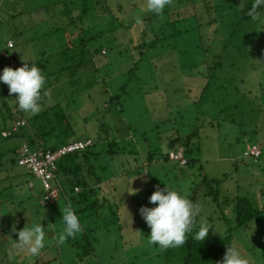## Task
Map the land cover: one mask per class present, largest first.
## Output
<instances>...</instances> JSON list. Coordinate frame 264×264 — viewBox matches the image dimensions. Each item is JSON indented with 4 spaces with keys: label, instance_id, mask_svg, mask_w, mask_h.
I'll use <instances>...</instances> for the list:
<instances>
[{
    "label": "rangeland",
    "instance_id": "1",
    "mask_svg": "<svg viewBox=\"0 0 264 264\" xmlns=\"http://www.w3.org/2000/svg\"><path fill=\"white\" fill-rule=\"evenodd\" d=\"M65 1L73 13L61 14V6L54 4L57 0H0L3 69L9 67V52L16 54L20 63L40 68L45 77L41 110L67 105L74 132L66 136H89L100 147L98 138L103 133L113 139L117 132L126 135L132 127L130 136L135 134L144 143V150L165 151L173 131L181 130L184 137L198 133L195 143L199 148L191 156L200 157V161L194 168L174 162L165 168L154 161V171L146 180L149 184L142 180L141 186L129 175L120 174L121 170L130 171L122 166L129 158L101 156L110 160L112 171L119 173L115 182L122 186L117 187V206L112 202L107 212L92 220L82 216L77 235L89 231L88 226L94 228L90 237L98 254L86 258L79 250L86 248L85 238L80 247L72 238L65 244L57 243L62 216L48 217L52 212L57 215L56 205H41V181L18 163V150L25 139H4L0 134V262L184 264L173 253L166 261L161 253L164 250L148 243L151 230L140 209L155 207L149 197L158 187L169 185L181 191L200 209L199 223L215 225L222 232L236 225L235 213L223 202L213 203L212 197L192 200L195 184L203 180L201 173L208 180L221 181V199L248 196L259 207L264 206V9L257 14L258 19L243 21L240 13L229 10L227 0H170L167 6L171 12L178 9L175 15H180L179 19L174 22L173 13L170 27L163 31L165 36L151 46L161 26H155L153 37L152 27L144 21L152 14L147 11L146 0H95L96 5L82 20L77 13L84 2L92 6L90 0ZM70 1H74L73 6ZM104 6L109 9L101 14ZM123 25L124 31L114 32ZM142 30L147 35L141 36ZM81 39L87 43L86 53L80 56L86 63L78 69L73 67L76 62L66 63L62 58L80 53L81 48L68 47L79 45ZM142 39L146 42L143 52L132 43ZM9 40L15 48H9ZM63 65L69 68L59 72ZM122 86L126 93L121 101L109 104ZM3 105L0 99V128L6 112ZM253 144L263 153L258 162L246 155ZM31 182L35 183L33 188ZM205 189H199L200 196ZM60 202H65L63 197ZM210 211L213 218H208ZM40 221L46 232L45 247L33 256L16 247L17 232ZM234 234L236 247L249 264H264V212Z\"/></svg>",
    "mask_w": 264,
    "mask_h": 264
},
{
    "label": "trees",
    "instance_id": "2",
    "mask_svg": "<svg viewBox=\"0 0 264 264\" xmlns=\"http://www.w3.org/2000/svg\"><path fill=\"white\" fill-rule=\"evenodd\" d=\"M57 1L58 2L54 4L61 6V14L68 15L70 12L73 13L72 9L69 8L68 2L66 3L65 0ZM94 1L95 0H90V4L92 6H89L86 2L82 3V6L77 13L78 19L80 18L82 20L84 19V16L89 14L91 10L90 7L94 8V6L96 5L95 2H97L98 0H96L95 2ZM70 2L71 6H73L72 2L74 1ZM227 2L228 7L230 8L229 10H234L235 12L240 13L241 20L244 21L252 19V17H250L247 13L251 9L254 0H227ZM208 5L213 8V6H211V3H209ZM242 5L243 7H241ZM46 8L48 9V5ZM96 8L98 9V4ZM106 8L108 7L104 6V10L100 9L99 12L106 11ZM262 9H264V7L258 9L257 14ZM171 11V6H166L161 15L152 13L149 18H146L144 20L146 25H149L148 27H152L153 37L155 36V26H161L159 27L154 39L151 41V46L160 43V40L165 36V32H163L164 29L170 27V19L173 18L171 15H173V13L174 15L175 13H178V9L173 12ZM179 16L180 15H175L173 21L175 22L176 20H178ZM72 20L74 23L75 18L73 17ZM154 22H156L157 25H154ZM194 26H196V24ZM125 27L126 26L123 25L122 28H119L114 32H118L119 34L124 31ZM174 34L176 35V33H173L171 35L175 36ZM144 35H147V32H143L142 30L141 36ZM81 40L82 42L78 41L79 45L72 44L70 47H68V50L73 47L81 48L82 51L80 53L72 54L70 56L67 55L66 57L62 58V60L66 63L70 61L76 62L73 67L78 69L82 68V66L86 63V60L83 58L81 59L80 56L86 53L85 49L87 43H85L84 39ZM9 41L13 42L12 40ZM134 42H136L137 44L133 45V48L136 49L142 47V52L145 50L146 42L144 39H142L141 41H132V43ZM9 48H15L14 42L13 46H10ZM8 55L9 56L7 57V59L9 61V67H11V60L14 59L16 61L17 66L14 68L11 67L13 70L18 69L19 67H22L24 65L17 60L16 54L9 52ZM68 68V65H63L62 67L58 68V71L64 72ZM2 69L3 66L0 62V72L2 71ZM124 89L125 86H122L120 89V93L116 96H113L110 100V103L109 101H106V103H119L121 101L120 99L126 93L124 92ZM16 97L17 94L10 93L9 86L7 84L0 82V99L4 100L2 111L3 109L6 111L5 113H3L4 126L0 128V134L4 139L22 137L23 139H25V142H28L31 146H40L42 148H45L46 151H54L62 146L77 141H92V144L86 149L67 154L62 159H60L56 172L57 181L59 180L58 182H60L62 185L60 197H63L67 204L71 203L73 211L78 215L80 219V223H82L81 218L83 215L88 216L86 218L87 220H92V218L95 219V216H102L101 214L103 212H107V206H110L112 202L117 206L118 202L115 198V195L118 193L117 187L122 186V183L116 184L115 182V178L118 177L119 173H114L110 168L111 159H117L118 157L123 156L129 158L127 165L122 166L123 168H126L127 166L126 169L130 171H126V173H124L121 170L120 174L123 173L129 175L130 179H134V181L137 182L136 184H139L141 186L143 185V181H146L147 178L151 177V172L154 171V168L151 171V167L155 162L163 163V167L165 168L172 162L176 163L180 167L189 166L194 168L200 161V157L191 156L199 148V146H197L195 143V138L198 137V133H191L184 137L181 134V130H175L173 131L172 135L168 136L167 138L168 144L165 147V151H162L158 148L157 150H159L160 153H156L155 151L157 150H144L145 147L144 149L142 148V145H144V143H141V141L135 134L134 136H130L129 132H132V127H129V132L126 135L117 132L113 139L108 138L107 136H105V133H103L102 136L98 138V141L102 142L101 146L99 147V143L89 136L84 138H71L69 136H66L69 132H74V124L71 120L73 115L68 113L67 105L60 106V108L57 105L46 107V109H42L39 114L31 115L26 114L25 112H22L18 109V106L16 104ZM13 110L16 111L14 112ZM23 117L28 120L29 125L22 127L18 132H15L13 135H10L8 137L3 135V132L5 130L12 129L14 122L17 119ZM145 138L146 137H144V139ZM122 141H124L125 143L121 144L120 142ZM254 145L258 144H253V146ZM20 148L21 147H19L18 150V163L20 159ZM181 150L183 151L184 157L187 160L186 163H183L181 159H175L172 157V153H178ZM144 151H147V153L145 154ZM250 151H247L246 155L253 158L255 162H258L261 156L259 158H255L250 154ZM101 156L110 158L109 162L107 160H102ZM102 163H104L105 165H102ZM25 168L27 169V167ZM201 169L203 168L201 167ZM27 171L30 173L29 169H27ZM201 175L203 176V180H201L198 184H195L192 200L198 201L199 197H202L204 199L212 197L214 200L213 203H225L230 212L232 211L235 213L236 225L234 227H231L226 232H222L215 225L210 226V231L205 241L203 242L196 241L194 238H192V235H189V238L185 245L176 248L170 247L167 250L161 252L163 255H166V261L170 259V257L168 258V256L173 253L172 255L177 254L179 258L181 257V260L184 264H218V262L223 260V257L229 246L236 247V235L234 234V232L242 226L252 221L258 220L264 212V206L259 207L257 203L248 196H238L234 199L223 197V199H221V188L219 187L221 181L215 179L208 180L206 175H203L202 173ZM148 184L149 183H147V185ZM203 187L206 189L203 193V196H200L201 193L199 189ZM77 188H79V191L76 190ZM43 194L44 191H42L41 195V205L45 206L42 204ZM53 205L54 203L46 205V207H51ZM209 213L210 214L208 218H213V213L211 211ZM87 222L89 223V221ZM199 222L200 217L199 214H197L194 220L193 232L198 230L200 225ZM88 230L89 231H83V233H81L82 235L72 237L76 240L74 242L76 243L77 247H80L81 241H83V239L85 238L86 248L83 247V249L85 248L84 251H82V248H80L79 250L83 253H86H84V256L86 258L93 255L98 256L97 252L94 251V240L92 237H90L94 228L88 226ZM0 264L5 263L0 262Z\"/></svg>",
    "mask_w": 264,
    "mask_h": 264
},
{
    "label": "clouds",
    "instance_id": "3",
    "mask_svg": "<svg viewBox=\"0 0 264 264\" xmlns=\"http://www.w3.org/2000/svg\"><path fill=\"white\" fill-rule=\"evenodd\" d=\"M169 2L170 0H146L147 11L161 15ZM262 7L264 0H254L247 14L253 19H258L257 10ZM140 22L137 19V23ZM0 82L9 86L10 93L18 94L16 104L20 111L32 115L39 114L41 89L45 84V77L39 67L33 64L29 66L27 63L15 70L5 67L0 74ZM149 202L155 207H142L140 214L151 230L148 237L150 245L158 246L162 250L181 247L185 245L189 235L196 241H205L210 228L206 223H201L198 230L193 232L194 220L200 209L181 191L169 185L165 189L158 187L149 197ZM61 219L63 227L56 239L57 243L65 244L69 238L81 231L82 225L71 203L62 211ZM13 231L16 232V229L13 228ZM17 235L16 247L33 256L39 255L45 247L46 232L41 226V221L24 227ZM218 264H249V261L237 247L229 246L223 260Z\"/></svg>",
    "mask_w": 264,
    "mask_h": 264
},
{
    "label": "built area",
    "instance_id": "4",
    "mask_svg": "<svg viewBox=\"0 0 264 264\" xmlns=\"http://www.w3.org/2000/svg\"><path fill=\"white\" fill-rule=\"evenodd\" d=\"M10 46H13V42L10 43ZM16 66V61L14 59L11 60V67L14 68ZM0 74H2V71ZM27 125H29V123L26 118H19L14 122L12 129L4 131V136L8 137L13 135L15 132H18L22 127ZM91 142V140L77 141L62 146L54 151H46L45 148L40 146L33 147L28 142L21 145L19 164L27 167L30 173L34 175L36 179L41 181L44 191L42 196L43 205L46 206L55 203L61 195L62 185L56 178V172L60 159L67 154L86 149L92 144ZM250 154L255 158H259L262 154V150L258 145H254ZM172 157L175 159H181L183 163L187 162L182 150L178 153H172ZM30 186L34 187L35 183L31 182ZM76 190L79 191V188Z\"/></svg>",
    "mask_w": 264,
    "mask_h": 264
},
{
    "label": "crops",
    "instance_id": "5",
    "mask_svg": "<svg viewBox=\"0 0 264 264\" xmlns=\"http://www.w3.org/2000/svg\"><path fill=\"white\" fill-rule=\"evenodd\" d=\"M262 154H263V153H262ZM60 199H61V197L58 198V200L54 203L53 206L56 205L55 208L58 209V210H59L60 208H63V209H61V212H62V211L64 210V208H65L68 204H67L66 202H64V203H66V204H64V203L61 204ZM64 201H65V200H64ZM66 201H67V197H66ZM63 204H64L65 207H63ZM58 210L56 211V212H58L57 215H52L53 213H55V212H52V214H50V213L47 214L48 217L51 218V217L53 216V217L55 218V217H58V214H61V216H62V213H60ZM61 227H63V225H61ZM54 239H55V237H54ZM69 239H71V238H69ZM73 240H75V239L72 238V241H73ZM46 251H47V250H46ZM5 264H6V263H5Z\"/></svg>",
    "mask_w": 264,
    "mask_h": 264
}]
</instances>
